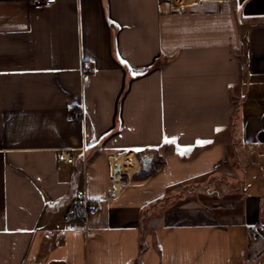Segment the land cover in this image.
I'll return each instance as SVG.
<instances>
[{"label": "crops", "instance_id": "0c3cea01", "mask_svg": "<svg viewBox=\"0 0 264 264\" xmlns=\"http://www.w3.org/2000/svg\"><path fill=\"white\" fill-rule=\"evenodd\" d=\"M237 4L0 0V264H264V0Z\"/></svg>", "mask_w": 264, "mask_h": 264}, {"label": "built area", "instance_id": "2783aa9c", "mask_svg": "<svg viewBox=\"0 0 264 264\" xmlns=\"http://www.w3.org/2000/svg\"><path fill=\"white\" fill-rule=\"evenodd\" d=\"M35 4L37 5H50L55 0H33ZM85 69H90V65H85ZM61 159L65 163H71L73 161V157L71 156L70 152L67 149L62 150L61 152ZM113 171L115 172L116 176H121V168H113Z\"/></svg>", "mask_w": 264, "mask_h": 264}, {"label": "bare ground", "instance_id": "6f19581e", "mask_svg": "<svg viewBox=\"0 0 264 264\" xmlns=\"http://www.w3.org/2000/svg\"><path fill=\"white\" fill-rule=\"evenodd\" d=\"M135 163H136L135 159L132 156H128V155L122 156L119 163H118V166H116L115 168L120 167L121 171H127L129 173H132L135 171V168H136ZM117 177H119V176H117ZM116 183H117V185L120 184L119 179H117Z\"/></svg>", "mask_w": 264, "mask_h": 264}, {"label": "snow or ice", "instance_id": "6c2138e0", "mask_svg": "<svg viewBox=\"0 0 264 264\" xmlns=\"http://www.w3.org/2000/svg\"><path fill=\"white\" fill-rule=\"evenodd\" d=\"M237 7H238V10H239V7H240L239 0H238ZM165 142H169V141L166 140ZM199 143H210V141H203V142H199Z\"/></svg>", "mask_w": 264, "mask_h": 264}, {"label": "rangeland", "instance_id": "374dc122", "mask_svg": "<svg viewBox=\"0 0 264 264\" xmlns=\"http://www.w3.org/2000/svg\"><path fill=\"white\" fill-rule=\"evenodd\" d=\"M224 184H225V182H222V183L220 182V183H218V186H219L218 188H221V189H222V188L224 187Z\"/></svg>", "mask_w": 264, "mask_h": 264}]
</instances>
